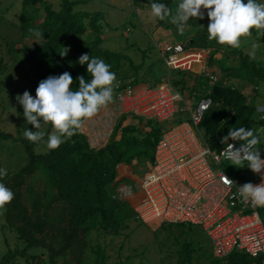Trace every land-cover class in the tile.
Listing matches in <instances>:
<instances>
[{
    "label": "trees",
    "instance_id": "16d2710c",
    "mask_svg": "<svg viewBox=\"0 0 264 264\" xmlns=\"http://www.w3.org/2000/svg\"><path fill=\"white\" fill-rule=\"evenodd\" d=\"M38 2L43 3V0H25L24 10L27 12L30 6L34 7ZM87 2L88 0H63L60 12L46 5L44 19L40 23L37 10L30 16L26 13V17L25 14L22 15L23 35L35 39L33 31L38 30L44 37L39 41L41 44L36 41L34 46L24 48L26 58L23 62L30 63L38 80L69 72L74 81L73 89H78L79 76L83 75L86 80L91 79L87 65H80L78 62L83 54L104 59L116 73L117 82L122 81L124 85L141 82L158 85L166 80L165 70L167 77L175 73L166 66L157 71L149 68V75L152 73L154 79L151 82L140 77V69H147L140 66L135 68L138 75L128 81L125 68L129 56L103 46V13L91 15L76 11L78 5ZM196 43L199 44L198 47H206L205 43L200 42H194L193 46ZM243 65L244 69H239L238 74L243 71L246 74L256 72L259 79L264 80L259 73L261 69L256 64L244 62ZM199 70L200 67L194 68L196 72ZM176 72L180 79L169 78L171 85L185 89L188 85L187 79L192 74ZM255 77L253 75V79ZM206 98H211L214 106L205 114L201 129L212 151L220 152L224 148L223 139L231 128L246 127L255 130L264 127V122L256 118L255 108L247 104L246 96L232 86L216 84ZM140 123L143 124L142 120ZM141 124H132L121 130L122 137L118 141L116 137L121 127L119 125L110 143L103 148L109 142V137L101 144L100 148L103 149L100 150L91 147L88 137L80 129L59 148L49 150L44 155H38L34 150L42 142L32 143L23 139L24 150L30 156L29 165L19 173L2 179L15 193L13 201L4 209L5 228L14 231L24 247L10 250L3 256L0 264H12L17 257L26 258L33 250H46L51 264H84L89 248V234L95 231L102 235L130 230L135 216L140 218L135 209L117 197L119 167L122 165V170L127 171L124 164L131 166L135 160L139 165L152 163L157 145L166 129L165 124L150 121L144 125L151 128V132L145 133L139 127ZM51 129L50 124L49 133L52 132ZM1 139L16 140L13 135L0 132ZM241 171L244 174H236V179H253L251 169L243 168L239 172ZM168 227L181 228L184 230L183 235L191 240L182 246L180 264H195L194 254L206 247L205 233L196 235L194 231L200 228L185 224H164L159 230ZM128 235L131 236V232ZM97 255L102 258V251L99 250ZM212 258L209 260H213ZM224 260L227 264H262L261 259H253L239 252H234ZM210 261L208 264L214 263ZM97 264H101L98 258Z\"/></svg>",
    "mask_w": 264,
    "mask_h": 264
},
{
    "label": "rangeland",
    "instance_id": "374dc122",
    "mask_svg": "<svg viewBox=\"0 0 264 264\" xmlns=\"http://www.w3.org/2000/svg\"><path fill=\"white\" fill-rule=\"evenodd\" d=\"M24 1L25 0H0V132L4 134H13L19 138L17 142L26 139L23 135L26 128L36 131L35 127L28 124L26 118L23 116L24 109L23 106L19 104L17 96L22 95L25 91H29L35 97L36 89L41 82L36 78L35 70H33L30 63L23 62V59L26 58L24 53L25 46H34L36 41L33 38L23 35L21 29L22 15L26 13L30 16L32 12L34 14V11L37 10L38 23H40V21L44 19L46 5L52 6L54 11L60 12L63 2V0H43V3L38 2L36 6H30L26 12V10H24ZM131 1L132 0H88L87 3L78 5L76 11L89 13L91 15L98 12L103 13L102 25L105 29L103 46L113 52H120L129 56L130 59L126 61L125 68L127 74L125 77H128V81H131L129 79H133L138 75L135 71L136 67L144 66L147 67V69L145 71L140 69V77L154 82L151 76L152 73L149 75L150 71H148V69L153 68V71H157L165 68L166 65L161 56L159 47L155 43L157 35L146 30V27L149 26V22L142 12V8L138 6L139 4H136L135 8L126 5L131 3ZM148 7L151 8V5ZM150 15H152L151 10ZM152 17L153 19L150 18L152 21L157 22L159 25H163L161 22L162 20L155 18L153 15ZM168 24L174 31V25L176 23L172 20ZM177 32L178 33L174 34V36L180 41V31L177 30ZM90 33L88 32L89 35ZM198 45L197 43L195 44L197 47ZM145 55H147V57ZM263 67L260 66L261 70L259 72L262 78H264ZM174 72L175 73L170 77L173 79H180L178 78V72ZM189 77H191V75H189ZM167 78L165 70L164 79L168 80ZM191 78L196 82L197 79L195 76ZM260 80L261 78L258 82H260ZM262 86H264V82ZM177 88L175 89L180 91L182 87ZM193 88L190 87V89H188V87H186L185 90L188 89V91H193L195 90ZM188 91H186V93H188ZM261 91L262 93L264 92V87ZM118 117H120L119 114L116 116V119ZM110 122L108 106H106L101 109L91 121L93 125L91 131L93 132L92 129L97 126L98 128L95 134L98 135L101 131H105L104 124H108L107 126L109 127ZM115 122H113V126ZM138 122L139 121L136 120L135 123H122L118 130L116 140L119 141L121 139L123 132L121 130L132 124H141ZM142 122L143 124L139 127L144 130L145 133L151 132L149 130L151 128L144 125L146 121L142 120ZM178 122H180V120L176 117L173 124ZM82 127L80 131L88 137L91 144L90 133L84 131ZM44 130L49 133L50 124H48ZM53 130L52 128L51 131ZM112 130L113 127L111 128V131ZM257 131L261 130L257 129ZM112 135H110V138ZM1 140L0 156L4 157L8 155L5 156L4 160L2 159V163H0L8 172L10 171L9 175H11L13 174L12 171H18L19 166L22 165L24 167L28 164L30 162V156L25 152L22 161L16 160V157H21L22 155L15 151L18 150L19 146H16V142ZM46 140L47 137L44 138L41 144L35 146L34 150L36 154L44 155L49 151ZM110 141L111 139H109V143ZM91 147L100 150L98 147H93L92 144ZM258 148H261L260 151L264 152L262 147L259 146ZM124 168L127 169V171H123L121 167L120 170H122V175L130 177H125L120 183H117V197L128 203L139 214V218L143 216L144 220L141 218L138 219L137 216H135L134 223L132 224L133 227L125 232L103 233L101 235L98 231H95L89 234L87 237L89 248L84 264H97V258L101 264H180L183 256L180 254L182 246H185L191 242V240L186 235H183L184 230L182 231L181 228L168 227L164 230H159L164 224L169 225L163 222V208L158 205V203L152 204V200L146 201L144 197H141L138 191L139 183H136L139 182L148 171L147 165L135 166V176L138 175V177L133 175L130 166L125 165ZM225 169L226 172L229 171L228 166H226ZM150 177L152 176L150 175ZM125 187H130V190H133L131 187H134L135 191H133L132 198L129 197L128 199V197L122 193V189ZM130 190L124 189L123 192H128ZM153 205L157 209L156 211ZM2 213L3 211L0 212V217H2L0 224L3 223L2 225H4L5 221ZM260 213L264 221V209H261ZM2 225L1 227H3ZM130 232L131 236L128 235ZM194 232L196 235L204 233L201 229ZM19 247H24V245L19 241L14 231L8 229L4 233L0 232V262L6 253ZM195 247L198 248V245H195ZM99 250L102 251L103 259L99 258L97 255ZM199 250L194 254L195 264H208L209 256H211L208 248L205 247ZM31 253L32 254L28 255L26 258L17 257L16 261L12 264H51L46 250H33Z\"/></svg>",
    "mask_w": 264,
    "mask_h": 264
},
{
    "label": "built area",
    "instance_id": "2783aa9c",
    "mask_svg": "<svg viewBox=\"0 0 264 264\" xmlns=\"http://www.w3.org/2000/svg\"><path fill=\"white\" fill-rule=\"evenodd\" d=\"M160 48L171 70L197 74L195 66L205 61L206 52L192 42L163 44ZM212 81L216 83L217 79ZM107 106L112 123L120 115L115 128L125 116L166 125L154 161L147 165L142 180L152 196L151 203L163 208L164 222L200 228L216 259H227L239 252L261 259L264 264V221L260 213L264 207L241 199L238 187L243 185V179L235 176L243 168L231 165L225 158L230 144L238 148L243 141H226L224 148L215 152L201 129L205 114L214 106L213 100L185 97L167 80L158 85L117 82L114 100ZM176 117L180 122L173 124ZM261 121L264 122V113ZM92 130L95 135L97 127ZM149 174L153 177L149 178ZM252 175L253 184L262 182L264 173L252 171ZM153 208L157 210L154 205ZM140 218L144 220L143 216Z\"/></svg>",
    "mask_w": 264,
    "mask_h": 264
},
{
    "label": "clouds",
    "instance_id": "9594fccd",
    "mask_svg": "<svg viewBox=\"0 0 264 264\" xmlns=\"http://www.w3.org/2000/svg\"><path fill=\"white\" fill-rule=\"evenodd\" d=\"M150 2L151 13L155 18L165 20L171 13V8L162 0H150ZM202 9L208 10L207 16L210 20L207 26L208 38L215 40L218 44L239 48L242 38L250 35L253 29L264 30V0H246V2L245 0H180L173 17L178 30L183 32L190 19H203ZM33 36L38 43L41 38H44L38 30L33 31ZM78 62L80 65H87V71L91 75L90 80H86L83 75L77 78L78 89H73L74 81L71 73L64 72L42 80L36 89L35 97L29 91L17 96L19 104L23 106V116L27 123L36 129L33 131L26 128L23 133L30 142L40 143L47 136V148L55 150L70 139L87 120L113 102L117 76L112 71V66L104 59L89 54L81 55ZM145 84L148 83L131 85ZM136 120L146 121L143 118L132 120L125 116L117 127L126 122L135 123ZM48 124H51L54 129L51 133L44 130ZM229 140L243 141L238 148L230 144V150L227 151L225 158L232 162L231 165L251 169L257 174L264 173L261 148L256 147L264 140V131H255L246 127L231 128L228 135L224 137L223 143ZM136 162L138 161L135 160L133 163L136 164ZM136 165H139V162ZM7 175L8 170L0 167V210H3L15 198V193L3 182L2 178ZM124 189L130 190V187ZM124 189H122L123 194ZM238 189L243 201H251L255 206L264 207V176L260 184L249 182L239 186Z\"/></svg>",
    "mask_w": 264,
    "mask_h": 264
},
{
    "label": "crops",
    "instance_id": "0c3cea01",
    "mask_svg": "<svg viewBox=\"0 0 264 264\" xmlns=\"http://www.w3.org/2000/svg\"><path fill=\"white\" fill-rule=\"evenodd\" d=\"M162 2H164L166 6L171 8V13L169 14V16L164 21L163 20L161 21L163 25H159L157 24V22L152 21L153 17L152 15H150L151 8L148 7L149 5H151L150 0H132L131 3L126 4V5L128 7L135 8V5L139 4L138 6L142 8V12L144 13V15L147 18V21L149 22V26L146 25L147 26L146 30H149L150 32L157 35V40L155 41V43L159 47V50L163 44H177V43H186V42H192L193 44L194 42H200L201 44L205 43L206 47L196 46V48L202 49L203 52H206L204 63H201L199 66H196V67H200V70L196 72L197 73L196 75H193V74L191 75V77L195 76L197 80L196 82H194V80L191 77H189V80L187 79L188 89H190V87L191 88L194 87L193 89L195 90L188 91V89L187 90L181 89L180 90L181 93L185 97L196 96V98L198 99L205 98L206 95L210 93L211 89L216 84H224V83L228 84L246 96L247 104L255 108L256 118L257 120H260L261 115L264 113V92L262 93L261 91V89L264 87L262 86V83L264 82V80L261 79L260 82L258 81L256 82L255 80H259V77L256 75V72L254 73L248 72L246 74V72L243 71L241 74H238L237 71L239 69H244V65H243L244 62H253L258 67L260 66L263 67L264 65V30L258 31L256 29H253L250 35L242 38L241 46L239 48H234L230 46H221V45L219 46L218 44L215 43L216 42L215 40H209L208 38L207 26L210 23V20L207 16L208 10L202 9V11L204 12V18L203 19L193 18L192 20H189L185 26L184 31L179 32L180 41H178L176 39V36H174V34L178 33L177 24L174 25L175 30L173 31L172 27L168 23L173 20V17L175 16L176 9L179 5L180 0H162ZM201 38L203 40L199 41V39ZM244 56H246L247 58H244ZM203 58H204V55H203ZM253 75L256 76L254 78L255 80L253 79ZM169 78L171 77H168L167 81H169ZM212 78H216L217 82L216 83L213 82ZM186 91H188V93H186ZM257 129L264 131V127H260V128L258 127L255 129V131H257ZM14 138L16 140L11 139L8 142H16L15 143L16 146H19L18 150H15V151L19 152V154L21 153L22 155L21 157H16V160L22 161L24 159L23 154L25 153L24 146L22 145L23 142L22 141L17 142L19 138L16 136H14ZM3 141H6V140H3ZM259 146L264 149V140L261 141ZM261 155L264 156V152H261ZM5 156L4 157L0 156L1 163H2V159L4 160ZM29 163L28 164L24 163L26 164L24 167L22 165L19 166L18 171H12L13 174L19 173L23 168L28 166ZM135 166H136L135 163H133L130 166L134 176H135V171H134ZM120 169L121 167L119 168V178L120 179L117 183H120V180L124 179L125 177L126 178L130 177V176H123L120 172ZM9 173L10 171L8 172L7 176H10ZM13 174H11V176H13ZM240 174L243 175L244 171H242ZM135 177H138V175H136ZM252 180L253 179L251 177L246 180L243 179V185L249 182L252 183ZM1 211H3L2 214L4 217V221L6 223L5 211L4 209L0 210V212ZM1 218L2 217H0V221H2ZM2 224L3 223L0 224V232L4 233L8 229L5 228V224L4 225ZM1 225L3 227H1ZM204 242H205L206 248H208L211 254L209 258L213 257L212 258L213 260L211 261L209 260L211 263L214 261L213 264L215 263L227 264L224 262L226 260L224 259L220 260L214 257V254L211 249L210 241L208 240L207 237H205Z\"/></svg>",
    "mask_w": 264,
    "mask_h": 264
},
{
    "label": "bare ground",
    "instance_id": "6f19581e",
    "mask_svg": "<svg viewBox=\"0 0 264 264\" xmlns=\"http://www.w3.org/2000/svg\"><path fill=\"white\" fill-rule=\"evenodd\" d=\"M96 116V115H95ZM95 116L89 120H87L86 123H84L82 129L88 133H90V138H91V144L93 145V147H98V149L100 148L101 144L109 139L110 137V134H111V128L114 126L112 125L113 123H109V127L107 126L108 124H104V128H105V131H101L98 135L97 134H93V132L91 131V121L95 118ZM98 117V116H97ZM129 122H126V124H128ZM97 127V126H96ZM98 128V127H97ZM146 176V175H145ZM153 177V176H152ZM150 178V176H149ZM139 180V179H138ZM143 179L141 178L139 180V186H138V191H139V194L141 197H144L146 201H149V200H153L152 199V196L150 195L149 197V190L146 186H143ZM124 194L126 195V197H129L132 198V195H133V191H128V192H124ZM164 218V217H163ZM164 222V220H163Z\"/></svg>",
    "mask_w": 264,
    "mask_h": 264
},
{
    "label": "water",
    "instance_id": "95a60500",
    "mask_svg": "<svg viewBox=\"0 0 264 264\" xmlns=\"http://www.w3.org/2000/svg\"><path fill=\"white\" fill-rule=\"evenodd\" d=\"M121 166H122V165H121ZM121 166H120V167H121Z\"/></svg>",
    "mask_w": 264,
    "mask_h": 264
}]
</instances>
